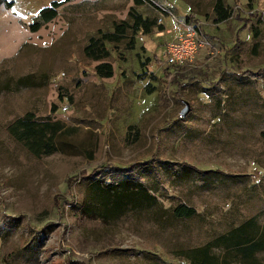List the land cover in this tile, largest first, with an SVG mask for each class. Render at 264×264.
Segmentation results:
<instances>
[{"label": "rangeland", "instance_id": "1", "mask_svg": "<svg viewBox=\"0 0 264 264\" xmlns=\"http://www.w3.org/2000/svg\"><path fill=\"white\" fill-rule=\"evenodd\" d=\"M52 1L55 17L30 32ZM141 1L0 0V264H189L182 251L247 218L264 232V0H221L217 24V0ZM130 11L149 32L85 58ZM186 28L203 45L168 67L166 42ZM27 113L63 126L50 155L8 134ZM96 182L149 198L96 216L83 211ZM179 204L194 212L174 215Z\"/></svg>", "mask_w": 264, "mask_h": 264}, {"label": "trees", "instance_id": "2", "mask_svg": "<svg viewBox=\"0 0 264 264\" xmlns=\"http://www.w3.org/2000/svg\"><path fill=\"white\" fill-rule=\"evenodd\" d=\"M133 2L135 5H140L142 1L133 0ZM58 6V2L52 1L48 6L41 8L37 12V20L28 26V30L35 32L41 24L53 19ZM214 14L216 15L214 20L216 24L225 21L230 16L229 11L222 6L221 0L216 1ZM129 18L130 24L122 22L119 25H114L111 33L102 34L99 38H89L82 49L84 57L94 61L105 58L108 52L103 42L117 44L124 36L126 29L131 34L138 31L146 34L153 26L152 22L142 20L133 11H130ZM93 73L98 78H110L112 69L107 63H99L93 67ZM62 130L63 126L60 123L37 122L30 113L14 120L7 127L8 134L36 158L48 156L55 151L54 138ZM92 188L95 194L94 198L97 201L95 204L91 202L84 206L83 211L90 212L96 208L98 209L94 212L96 216L119 212L124 205L133 204L139 200L146 201L149 198L145 188L140 184L137 190L122 184H99V182H96ZM193 212L192 207L184 204L177 205L173 210L174 215L184 217L190 216ZM215 246H222V254H217L211 250ZM261 251H264V232L255 219L250 217L212 241L184 250L181 254L188 260L189 264H264L255 255Z\"/></svg>", "mask_w": 264, "mask_h": 264}, {"label": "built area", "instance_id": "3", "mask_svg": "<svg viewBox=\"0 0 264 264\" xmlns=\"http://www.w3.org/2000/svg\"><path fill=\"white\" fill-rule=\"evenodd\" d=\"M201 45L203 43L196 37L193 28L174 33L165 45L164 64L172 68L183 66L193 59Z\"/></svg>", "mask_w": 264, "mask_h": 264}, {"label": "water", "instance_id": "4", "mask_svg": "<svg viewBox=\"0 0 264 264\" xmlns=\"http://www.w3.org/2000/svg\"><path fill=\"white\" fill-rule=\"evenodd\" d=\"M188 111V105L185 104L184 108L179 112V116L183 117Z\"/></svg>", "mask_w": 264, "mask_h": 264}]
</instances>
